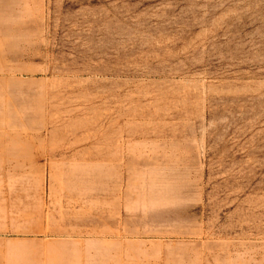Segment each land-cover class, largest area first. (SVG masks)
<instances>
[{
	"label": "rangeland",
	"instance_id": "obj_1",
	"mask_svg": "<svg viewBox=\"0 0 264 264\" xmlns=\"http://www.w3.org/2000/svg\"><path fill=\"white\" fill-rule=\"evenodd\" d=\"M0 264H264V0H0Z\"/></svg>",
	"mask_w": 264,
	"mask_h": 264
}]
</instances>
